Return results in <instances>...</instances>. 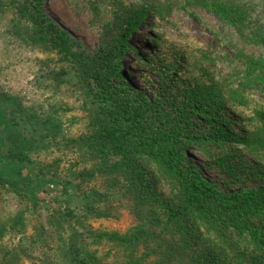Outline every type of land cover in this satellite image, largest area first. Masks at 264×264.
Segmentation results:
<instances>
[{"label": "trees", "instance_id": "16d2710c", "mask_svg": "<svg viewBox=\"0 0 264 264\" xmlns=\"http://www.w3.org/2000/svg\"><path fill=\"white\" fill-rule=\"evenodd\" d=\"M84 1L99 18L94 2ZM47 2L0 0V19L7 22L10 40L36 54L37 74L56 89L72 90L78 115L65 106L64 114L81 130L63 136L62 148L78 157L61 189L67 201L71 190L81 204L49 216L61 242L48 247L50 254L39 246L45 239L41 231L10 250L0 244V264L27 258L39 264H264V183L224 191L193 161L202 154L209 164L231 170L232 159L250 156L264 172V105L252 99L254 91L264 93V0H115L114 21L94 54L74 46L68 31L45 11ZM176 9L215 14L234 38L259 47L261 54L237 49L241 70L217 77L193 54L175 51L165 63L157 49L166 41L153 31L151 52L140 55L130 37L152 17L169 23ZM130 53L158 70L162 84L151 98L127 79L124 61ZM202 59L204 64L214 61L206 54ZM37 123L33 112L0 90V145L6 148L7 167L29 163L42 149L46 136H29L27 129ZM59 163L56 159L38 168L55 180ZM160 188H169L171 198ZM6 191L28 203L33 189L0 174V198ZM121 211L131 221L123 231L91 225L117 219ZM25 227L23 212L13 216L0 207V243ZM39 250L42 254L34 256Z\"/></svg>", "mask_w": 264, "mask_h": 264}, {"label": "rangeland", "instance_id": "374dc122", "mask_svg": "<svg viewBox=\"0 0 264 264\" xmlns=\"http://www.w3.org/2000/svg\"><path fill=\"white\" fill-rule=\"evenodd\" d=\"M92 1L98 8L99 18L97 19L84 0H48L47 5H45V11L50 18L68 31L74 46L89 54H94L98 50L103 32L106 27L113 23L116 11L115 0ZM122 1L124 4H130L133 0ZM192 12L195 16H191ZM260 15L264 19V13ZM168 19L169 23L159 22L152 17L147 24L142 25L130 37V42L140 55L144 56L148 51L151 52L152 47L148 46V43L153 31L163 34V40L166 41L165 47L157 49V52L164 56L165 63L166 60H173L172 53L175 51L186 53L187 56L193 54L203 66L213 69L217 77L221 75L228 78L233 76L234 70H241V63L235 56L237 49L243 48L248 54H261L259 47L246 45L238 38H234L236 35L232 29L209 11L176 9ZM6 24L5 18L0 19V90L17 99L23 108L35 114L38 123L36 126L27 125L29 136L39 137L43 133L46 137L42 149L31 155L29 163H19L12 169L7 167L4 161L3 155L6 148L0 145V169H2L0 174L6 176L10 182H23L29 184L33 189L31 194L28 193V203L9 191H6L0 198V207L3 208V212L13 216L23 212L26 224L23 231L24 235L17 231L10 232L0 244L4 249L10 250L19 243H26V238L43 231L42 235H45V239L39 246L44 247L46 252L50 254L48 247L56 246L61 242L58 234L49 223V216L59 208L65 209V206L68 205L75 209L81 204L71 190H69L67 201L61 189V182L67 179L68 168L78 157L75 151L62 148L63 136L72 135L76 130H81V124H77V121H72V119H67L64 114V106L70 107V111L76 108L72 102V90L68 87L56 89L44 74H37L36 54L25 50L24 46L10 40L5 33ZM203 54L210 56L214 61L204 64ZM129 56L130 58L124 61L127 79L151 98L162 84L156 74L158 70L140 64L133 53H130ZM235 80H238V77ZM252 99L264 105V93L254 91ZM77 109H75L74 115H78ZM70 111H67V116H70L68 114ZM244 111L246 115H251L248 108ZM235 117L229 116V118L236 120ZM32 123L35 124L36 122L32 120ZM236 127V130L242 134L243 130L239 126ZM34 128L39 130V135ZM56 159L60 160L57 179L53 172L55 180H52L50 173L41 174L38 167H40L39 164L53 162ZM193 161L205 178L214 182L224 191H235L264 183L262 180V178L264 179V172L259 169L257 162L250 156L232 159L231 170L228 168L224 170L214 164H209L208 158L202 154L195 155ZM159 191L163 193L165 198H171L169 188H160ZM130 222L127 212L121 211L117 219L102 218L91 221V225L94 228L123 231L130 226ZM17 230L20 231L18 228ZM69 234L70 228L65 231L64 236L68 237ZM41 254L42 251L39 250L34 256ZM37 262L38 260L27 258L21 264L40 263Z\"/></svg>", "mask_w": 264, "mask_h": 264}]
</instances>
